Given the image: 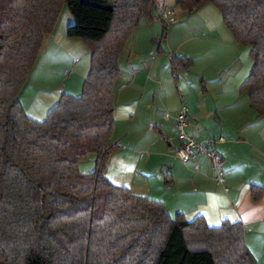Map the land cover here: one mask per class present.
<instances>
[{
    "label": "trees",
    "instance_id": "obj_1",
    "mask_svg": "<svg viewBox=\"0 0 264 264\" xmlns=\"http://www.w3.org/2000/svg\"><path fill=\"white\" fill-rule=\"evenodd\" d=\"M156 0H0V264H257L239 222L209 227L171 217L164 204L108 183L119 60L140 17ZM211 4L235 43L250 49L240 87L264 117V0H174L193 13ZM65 5L68 38L90 52L81 94L61 95L43 121L19 95ZM167 26L162 23L161 40ZM173 65L189 69L190 58ZM96 155L94 170L78 164ZM261 189L253 187L257 200Z\"/></svg>",
    "mask_w": 264,
    "mask_h": 264
},
{
    "label": "crops",
    "instance_id": "obj_2",
    "mask_svg": "<svg viewBox=\"0 0 264 264\" xmlns=\"http://www.w3.org/2000/svg\"><path fill=\"white\" fill-rule=\"evenodd\" d=\"M164 2L156 0L151 21L140 17L120 57L110 138L119 148L108 158L103 176L133 196L163 203L171 217L182 214L187 222L202 217L209 227L241 223L247 249L257 264H264V117L240 92L253 66L250 49L235 43L211 4L186 13ZM165 7L176 21L166 25L161 40L158 14ZM66 38L61 47L82 50L67 76L63 67L44 60L29 73L30 98L19 101L35 121H43L61 95L81 94L90 52L81 40ZM53 41L51 33L41 51H51ZM176 57L190 58L191 67L173 65ZM183 107L191 137L204 144L223 139L214 146L223 184L204 156L187 162L176 156L180 142L174 122ZM253 187L262 190L257 200Z\"/></svg>",
    "mask_w": 264,
    "mask_h": 264
},
{
    "label": "rangeland",
    "instance_id": "obj_3",
    "mask_svg": "<svg viewBox=\"0 0 264 264\" xmlns=\"http://www.w3.org/2000/svg\"><path fill=\"white\" fill-rule=\"evenodd\" d=\"M160 1H163V0H160ZM164 3L165 4L167 3L168 6L174 8L173 0H165ZM71 24H72V17L70 15L68 9L66 8V6L63 5L60 9L56 25H55L53 32H52L53 39L55 40L53 42L56 45H54V47L51 49V51H49V50L47 52L46 51L44 52V50L40 51L32 68L36 67L37 64H38V66H40V64L45 63V65H48V66L55 65V66L63 67V69H65V72H64L66 74L65 76L68 75V73L70 72L71 64L74 62L75 57H79L82 53V50L78 49V48H77V50H75L76 51V53H75L73 51L70 52V50L69 49L67 50V48H65V47H61V45H62L61 39L63 37L66 38V36H65L66 30ZM74 41L76 42L79 40L75 39ZM43 60H44V63H43ZM43 67L47 68L45 66H41L38 68H43ZM74 68H73V70H71V71H73L71 73L72 75H75V73H74L75 69ZM28 85H29V80L27 79V81H26L25 85L23 86V89L19 95V100H21V102H24V103L27 99L30 98V96L27 93ZM95 160H96V155L90 154L86 160L81 161L78 164L79 172L83 173V174H88V173L92 172L94 170Z\"/></svg>",
    "mask_w": 264,
    "mask_h": 264
},
{
    "label": "built area",
    "instance_id": "obj_4",
    "mask_svg": "<svg viewBox=\"0 0 264 264\" xmlns=\"http://www.w3.org/2000/svg\"><path fill=\"white\" fill-rule=\"evenodd\" d=\"M158 19L165 25L171 24L176 21L173 12L167 7L160 10ZM187 113V108L183 107L175 118L174 128L176 131L177 139L180 142V146L176 151V156L183 162L195 160L200 156H204L210 163L217 183L223 184L224 174L220 166V159L214 151L216 142H223V139H218L217 141L210 140L205 144L196 141L186 131Z\"/></svg>",
    "mask_w": 264,
    "mask_h": 264
}]
</instances>
